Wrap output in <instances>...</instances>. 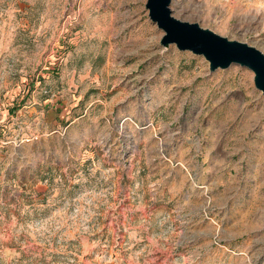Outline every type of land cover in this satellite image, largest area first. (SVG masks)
I'll return each mask as SVG.
<instances>
[{
	"label": "rangeland",
	"instance_id": "1",
	"mask_svg": "<svg viewBox=\"0 0 264 264\" xmlns=\"http://www.w3.org/2000/svg\"><path fill=\"white\" fill-rule=\"evenodd\" d=\"M146 2L0 0V264H264V94ZM172 9L264 52V0Z\"/></svg>",
	"mask_w": 264,
	"mask_h": 264
},
{
	"label": "water",
	"instance_id": "2",
	"mask_svg": "<svg viewBox=\"0 0 264 264\" xmlns=\"http://www.w3.org/2000/svg\"><path fill=\"white\" fill-rule=\"evenodd\" d=\"M150 19L164 32L161 44H175L181 51L203 55L210 70L240 65L254 73V83L264 94V52L247 42L230 39L215 31L176 17L172 0H147Z\"/></svg>",
	"mask_w": 264,
	"mask_h": 264
}]
</instances>
